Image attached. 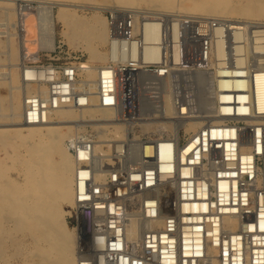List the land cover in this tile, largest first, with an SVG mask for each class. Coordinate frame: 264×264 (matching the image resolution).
Listing matches in <instances>:
<instances>
[{
	"label": "built area",
	"instance_id": "2783aa9c",
	"mask_svg": "<svg viewBox=\"0 0 264 264\" xmlns=\"http://www.w3.org/2000/svg\"><path fill=\"white\" fill-rule=\"evenodd\" d=\"M34 9L20 2L19 18ZM107 22L110 59L93 81L62 45L47 63L23 49L24 84L37 87L25 125L104 108L125 129L110 141L88 126L66 141L78 264H264V53L252 50L264 26L118 7Z\"/></svg>",
	"mask_w": 264,
	"mask_h": 264
},
{
	"label": "bare ground",
	"instance_id": "6f19581e",
	"mask_svg": "<svg viewBox=\"0 0 264 264\" xmlns=\"http://www.w3.org/2000/svg\"><path fill=\"white\" fill-rule=\"evenodd\" d=\"M117 1L120 4L138 5L140 0ZM115 2V0H111V3ZM65 3H49V5L46 4L47 7L44 5L42 13H40V11L39 14L36 15L26 13V16L22 19L19 18L18 23L16 22L17 30L24 50L29 54H34L35 58L37 57V51L41 48L53 50L56 46V23L62 22L65 27V37L70 43L72 42L73 37L78 38L82 35V27L85 26V35L88 42L87 49L91 54L90 56L100 61H109L110 51L108 50L101 53L97 50V46H95L96 43L104 46L109 44L108 22L106 21V23L102 24L99 21L101 16L99 17L96 15L97 17H95L93 23H88L84 19L79 18L80 16L77 18V14L72 11L80 8L96 10L104 8L94 4L76 5ZM163 3L170 6L180 4L186 9L188 4L199 6L207 13V16L204 17L213 19H225L214 17L229 18V16L239 17L240 15L248 17L246 19H264V0H249L245 5L242 4L241 8H231L230 0H165ZM131 7L133 6H118V8ZM149 7H151V5ZM56 8L57 11H55ZM99 15L101 14L99 13ZM189 16L199 17L195 14ZM6 18L11 21L14 19V15H8ZM233 18L227 20H234ZM244 21L264 26V23H259L257 21ZM261 34L262 37L256 38V43L252 50L264 53V35L263 33ZM10 42L12 43L13 40ZM99 44L96 45L99 46ZM22 45L20 47H22ZM7 53L8 52L5 54L7 55ZM10 53L17 56V48L11 45ZM225 55L226 51L224 49L223 41H219L217 52L215 54V57L217 58L216 60H218L217 66H223L222 60L225 58ZM261 59L262 58H260V60ZM108 61L105 64H107ZM105 64L103 63L101 66H104ZM83 66L85 68L87 79L91 81L95 80L98 75V69L101 66L87 64H83ZM220 72L222 71H219V73ZM2 73L0 72V75ZM4 78V81H0V87L1 85H5L8 87L9 91L6 95L0 93V120L2 116H4L9 123L0 122V143L5 145L7 142H10L12 138L20 139L29 156V161L23 163L24 165L21 174L24 177V183L21 186H15L11 183L8 184L9 192L7 193H4L6 186L1 183V178L5 177V172L0 169V230L3 228L2 220L4 218V213L6 211H11L16 215L17 221L22 228H29L38 244L36 252L38 257L37 264H78L79 256L75 239H80L81 236L83 237V228L81 226L78 229L79 238H77L78 235L75 233L76 231H73L66 221V216L69 215L73 205L74 209L76 207L74 177L75 160L68 151L66 141L73 135H71L72 132L76 129L78 130V128H84L88 123L92 124L95 129L101 131V137L103 139L110 141L123 139L126 134L125 129L122 125L113 121L115 118L114 112L104 108L78 109V112L72 108L62 109L55 112L50 121L45 125H25L23 123L25 92L28 94L34 93L37 90V87L32 85L25 87L23 72L21 69L18 73L13 70L10 71L8 76H5ZM224 83V80H220L222 87L224 86ZM43 89L45 88L43 87ZM6 103L8 105L7 109L4 108V104ZM4 110L9 111V114H3ZM167 111L168 113L172 112L170 104L167 106ZM87 116L90 118L88 119ZM203 124V121L197 120L188 127V130L197 131L203 126ZM159 126V124L145 126V130L147 132H158L161 128ZM110 135L112 137H110ZM18 156L19 160H24H22L21 154ZM0 235H2V232ZM127 235L130 240H136L139 237V227L135 223L132 224L128 229ZM79 242L80 241L78 240V246L80 244ZM40 243H42V245H40ZM135 264H137V262Z\"/></svg>",
	"mask_w": 264,
	"mask_h": 264
},
{
	"label": "rangeland",
	"instance_id": "374dc122",
	"mask_svg": "<svg viewBox=\"0 0 264 264\" xmlns=\"http://www.w3.org/2000/svg\"><path fill=\"white\" fill-rule=\"evenodd\" d=\"M22 1L23 0H15V1L14 0H0V58H1L0 61L3 60L2 62H0V65H2V66H0V72L1 73L3 72L0 75V77H1L0 81L1 82L4 81V79H5L4 77L8 76L10 71L13 70V71H16L17 73L20 71V69L22 71V67H21L22 64L21 63H23V59H22L23 55H21V54H23L22 51H23L24 47L21 44L19 32L17 30V23L19 21L18 4ZM24 1L31 2L32 5L35 7L34 11L31 12L32 15L39 14V11H40V13H42L44 5L45 6H46V4L49 5V3L52 4V3H60V2L65 3L66 2L65 4L70 3V4H76V5H93L94 4L96 6L104 8L101 10L89 9V8H85V9L80 8L78 10H72L77 14V18L80 16L79 18L84 19L88 23H93L95 17H97L96 15H98L99 17L101 16L99 21L102 24L106 23V21H107L106 18H107L108 12L111 9L116 8L118 6H120V7L133 6L131 8H138V9L144 8V9H147V10H150L153 12H158V13H163V14L179 13V14H183L186 16H189L192 14H195L199 17L207 16L206 11L203 8L201 9V7H199V6H193V5L188 4L189 8L187 7V9H186L184 6H182L180 4H177V5L174 4V6H170L168 4H165V3H163L165 0H140L138 5L120 4V3H118L117 0H115L116 1L115 3H111V0L110 1L109 0H24ZM195 1H199V0H195ZM200 1H203V0H200ZM204 1H209V0H204ZM230 1H231V3H230L231 8H241L242 4L245 5L249 0H230ZM150 5H151V7H149ZM154 5H155V7H154ZM55 11H57V8L55 9ZM240 12H243V11H240ZM3 13L4 14L6 13L5 14L6 16ZM99 13L101 15H99ZM11 14L14 15V19L10 21L6 17H8V15H11ZM209 17H211V16H209ZM214 18H225V19H232L233 18L234 20H252V21H257L259 23H264V19H255V18L254 19H246L248 17H245L244 15H240L239 17L229 16V18H226V17H214ZM236 18H241V19H236ZM249 18H252V17H249ZM12 22H13V24H12ZM6 24H7V28H6ZM7 29H8V32H7ZM82 29H83V31H81L82 35H80L78 38L73 37V40L70 43L65 37V27H64L63 23L62 22L56 23V45L57 46L62 45L64 52L69 54V55L67 54L68 56L72 55L74 57L75 56L80 57L82 59L83 64L95 65V66H101V65H103V63L105 64L108 60L100 61V60L95 59V58L90 56L91 54L87 49L88 42L86 40V35H85L86 27L84 26V27H82ZM6 32H7V34H6ZM12 33H14V34H12ZM8 34H10V35H8ZM6 40H8V41H6ZM12 40H13V42H12L13 44L10 42ZM5 42H8V43H5ZM14 42H15V44H14ZM3 43H5V44H3ZM6 44L7 45L9 44V45L7 46ZM96 44H99V43H96ZM96 44H95V46H97V50L101 53L109 50L108 45L104 46V45L99 44V46H98ZM11 45L17 48V51H18L17 56H14L13 54L10 53ZM21 45H22V47H20ZM50 50L51 49H43V48L38 50L40 52V60L42 63L48 62V58H50ZM4 52L5 53L8 52L7 55ZM8 56H9V58H8ZM2 76H4V77H2ZM1 79H3V80H1ZM8 91H9V89L7 86L1 85L0 93L2 95H6L8 93ZM26 93L27 92H25V94ZM7 106H8L7 103L4 104L5 109H7ZM75 110H76V112L79 111L78 109H75ZM3 112H4L3 114H9V111H7V110H4ZM23 112H24V110H23ZM3 118H5V119H3ZM87 118L89 119L90 117L87 116ZM0 122L9 123V121L4 116H2ZM73 124H76V123H73ZM88 126L93 127L92 124L88 123L85 125L84 128H78V130L76 129L74 132L71 133V135L76 133V132H79L81 130H84ZM93 128L95 129V127H93ZM110 137H112V136L110 135ZM19 154L22 155V160L24 159L23 161L19 160V156H18ZM0 159H1L0 169L5 172L4 173L5 177L1 178V183H3V185L6 186L4 189L5 190L4 193H7V192H9L8 191V184L11 183L12 185H15V186H21L24 183L23 182L24 177L22 176L21 172L23 170V165H24L23 163L29 161V156L26 153L25 147L22 145L21 140L12 138L10 140V142H7L5 145L0 143ZM73 207H74V205H73ZM73 207H72L69 215L66 216V221H67L69 227L73 231H76L75 233L78 235L77 238H79V234H78L79 230L78 229L81 226L77 227V225L75 223H73L72 218H70V216L74 213ZM3 216H4V218L2 220L3 228L0 230L2 232V235H0V264H27V263L37 264L38 257L36 255V252L38 249V244L36 243L34 236L32 235L29 228L28 227L22 228L17 221L16 215L14 213H12L11 211H6ZM14 224L18 225V226H15ZM75 240H76V244H77V253L79 256L78 240L80 241V239H75ZM40 245H42V243H40Z\"/></svg>",
	"mask_w": 264,
	"mask_h": 264
}]
</instances>
